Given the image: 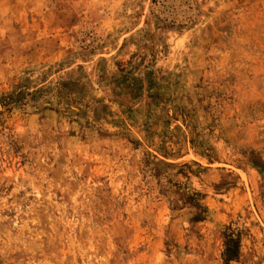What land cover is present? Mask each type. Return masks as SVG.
I'll return each mask as SVG.
<instances>
[{"label": "rangeland", "instance_id": "374dc122", "mask_svg": "<svg viewBox=\"0 0 264 264\" xmlns=\"http://www.w3.org/2000/svg\"><path fill=\"white\" fill-rule=\"evenodd\" d=\"M0 264H264V0H0Z\"/></svg>", "mask_w": 264, "mask_h": 264}, {"label": "trees", "instance_id": "16d2710c", "mask_svg": "<svg viewBox=\"0 0 264 264\" xmlns=\"http://www.w3.org/2000/svg\"><path fill=\"white\" fill-rule=\"evenodd\" d=\"M225 255H227V259H229V258H231V257H232V255H233V252H231V250H230V249H227V250L225 251Z\"/></svg>", "mask_w": 264, "mask_h": 264}]
</instances>
